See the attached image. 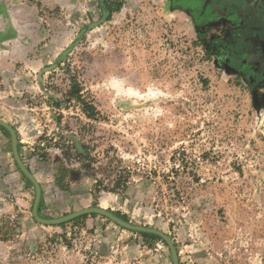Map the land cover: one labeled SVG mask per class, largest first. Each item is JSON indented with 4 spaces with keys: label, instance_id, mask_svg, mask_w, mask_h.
<instances>
[{
    "label": "rangeland",
    "instance_id": "1",
    "mask_svg": "<svg viewBox=\"0 0 264 264\" xmlns=\"http://www.w3.org/2000/svg\"><path fill=\"white\" fill-rule=\"evenodd\" d=\"M76 1L47 10L44 51L0 98L39 217L101 208L168 235L179 264H264V81L231 64L230 27L198 26L170 0ZM11 165L0 264H172L162 238L101 215L38 224L35 188Z\"/></svg>",
    "mask_w": 264,
    "mask_h": 264
},
{
    "label": "crops",
    "instance_id": "2",
    "mask_svg": "<svg viewBox=\"0 0 264 264\" xmlns=\"http://www.w3.org/2000/svg\"><path fill=\"white\" fill-rule=\"evenodd\" d=\"M92 3L91 9L96 5ZM59 9L60 0H0V98L12 96L16 85L24 83L21 75L23 66L29 64L31 55L44 51L46 46L45 25L55 14L49 11ZM1 149L5 151V146ZM0 156L4 158L0 176L5 177L7 171L12 172V156L6 152Z\"/></svg>",
    "mask_w": 264,
    "mask_h": 264
},
{
    "label": "flooded vegetation",
    "instance_id": "3",
    "mask_svg": "<svg viewBox=\"0 0 264 264\" xmlns=\"http://www.w3.org/2000/svg\"><path fill=\"white\" fill-rule=\"evenodd\" d=\"M170 1L198 26L210 23L229 26L231 64L251 80L264 81V0Z\"/></svg>",
    "mask_w": 264,
    "mask_h": 264
},
{
    "label": "water",
    "instance_id": "4",
    "mask_svg": "<svg viewBox=\"0 0 264 264\" xmlns=\"http://www.w3.org/2000/svg\"><path fill=\"white\" fill-rule=\"evenodd\" d=\"M107 15H108V12H105L104 13V19L107 17ZM0 126L3 127L4 129H6L9 133L10 141H11V152H12V156H13V159H14L17 167L19 168L21 173L32 183V185L35 188V199H34V203L32 206V217L38 224L43 225V226H54V225H59V224L65 223L67 221H70L72 219H75V218L80 217V216L85 215V214L101 215V216L109 219L111 222L115 223L116 225H118L119 227H121L123 229L129 230V231L152 234V235H156V236L162 238L165 241V243L167 244L168 249L170 251L172 264H179L176 248L174 246L172 239L168 235H166L165 233H163L159 230H156V229L132 225L130 223H127V222L121 220L120 218L116 217L115 215H113L112 213H110L104 209L86 208V209H82L79 211H75L71 214H68L66 216H63V217H60L57 219H43V218L39 217L37 210H38V205H39V201H40V197H41L40 186L37 183L34 176L32 175V173L28 170V168L25 166L22 159L20 158V155L18 153L17 137H16V133H15L14 129L8 123L4 122L3 120H0Z\"/></svg>",
    "mask_w": 264,
    "mask_h": 264
},
{
    "label": "trees",
    "instance_id": "5",
    "mask_svg": "<svg viewBox=\"0 0 264 264\" xmlns=\"http://www.w3.org/2000/svg\"><path fill=\"white\" fill-rule=\"evenodd\" d=\"M76 95V99L77 100H80L81 99V97H79V94H75ZM81 106H82V109H83V111L84 112H86L87 113V111H91V113L93 114L96 110H95V108H94V106L93 105H90V104H88V103H86V102H83L82 104H81ZM3 129V128H2ZM3 130H5V129H3ZM6 131V130H5ZM18 150H19V147H18ZM17 167V166H16ZM28 168V167H27ZM18 169V168H17ZM29 169V168H28ZM19 170V169H18ZM40 213V205H39V207H38V214ZM91 216H95V214H90ZM86 216H88V215H82V216H80V217H78V218H76V219H74L73 221H76L77 219H79V218H82V217H86ZM143 236H145V237H152L153 235H149V234H142ZM153 237H155V236H153Z\"/></svg>",
    "mask_w": 264,
    "mask_h": 264
}]
</instances>
